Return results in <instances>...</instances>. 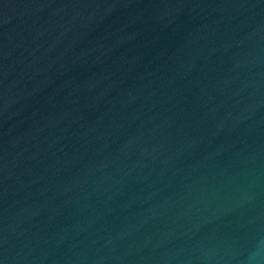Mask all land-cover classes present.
I'll return each mask as SVG.
<instances>
[{"label":"water","instance_id":"water-1","mask_svg":"<svg viewBox=\"0 0 264 264\" xmlns=\"http://www.w3.org/2000/svg\"><path fill=\"white\" fill-rule=\"evenodd\" d=\"M0 264H264V0H0Z\"/></svg>","mask_w":264,"mask_h":264}]
</instances>
